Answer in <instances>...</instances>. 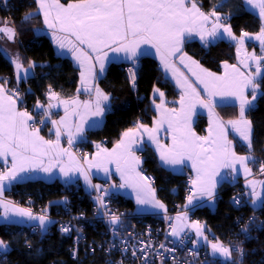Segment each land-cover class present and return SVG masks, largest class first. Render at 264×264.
<instances>
[{
    "label": "snow or ice",
    "instance_id": "snow-or-ice-1",
    "mask_svg": "<svg viewBox=\"0 0 264 264\" xmlns=\"http://www.w3.org/2000/svg\"><path fill=\"white\" fill-rule=\"evenodd\" d=\"M246 3L252 8L259 9L260 30L254 37L248 32H242L237 38L231 25L225 22L231 13L223 18L220 15V9L227 6L225 0L214 5L207 13L201 9L196 0H79L78 3H69L67 6L60 0H33V5L30 7L34 10L28 11L22 17L21 24L43 17V24L51 30L54 44L59 50L66 49L70 52L72 59L79 65L81 87L77 88L76 96L65 99L49 85L45 93L47 103H42L38 99L35 104L40 119L36 123H31L35 119L34 116L27 110L21 111L17 107L18 101L23 103L18 86L34 75L37 64L31 59L25 60L19 51L13 54L7 47H0V53L9 57L17 82L16 87L9 88V80L0 78V159H3L5 165L0 171V209H3L0 220L5 223H18L22 220L38 221V224L32 226V230L41 234L45 233L47 226L51 223L46 210L36 215L31 208L21 207L10 200L3 199V196L13 181H17L18 177L23 179L20 177L21 173L42 171L51 175L52 169L59 166L60 173L65 177L70 172H79L86 184L100 193L93 197L96 202V211L98 215L107 217V223L111 226L113 235L119 236L122 214H117L108 208L105 202V196L109 195L108 189H102L99 184H92L88 171V169L96 168L108 174L107 165L113 163L123 181L120 187H130L136 194L138 205H151L167 213L165 204L156 198V189L152 187L151 178L142 175L138 170L141 159L136 155V151L141 150L139 145L142 141H138L137 138L147 134L149 140L156 145L162 165L175 167L183 164L185 160L192 162L196 179L191 181L192 187L189 190L185 208L193 205L194 199L206 197L209 202L215 200L219 183L215 177L220 175L221 169H230L237 174L243 172L246 178L245 187L249 191L232 197V202L237 207L243 203L252 206L253 216L241 227L245 238H250L252 230L250 226L256 225L255 210L264 211V180L247 179L253 175V167L257 166L259 173L264 175V159L256 155L253 121L246 115L255 108L253 102L257 100L258 91L264 84V0H246ZM0 4L6 6V0H0ZM193 34L199 36L205 47L227 36L237 41L238 53L244 45L245 38L255 39L260 43L261 55L253 53L240 61L244 68L248 69L247 72L241 71L236 65L225 63L224 74L218 76L182 52L185 37ZM19 36L20 32L14 19L0 18V40L6 39L16 44ZM141 46L155 49L163 70L166 73L170 72L177 86L181 88L180 110L166 108L164 92L154 88L153 92L158 95L160 103L153 100L159 118L154 121L152 128L138 123L123 132L111 151L97 144L98 151L93 160L86 158L83 162L78 160L68 148L60 146V140L62 135L67 134L70 148L74 142V135H82L83 124L87 123L88 117L101 118L94 120L90 125V127L99 126L103 123L102 118L105 113L110 110V94L95 83L99 75L105 71V62L108 59L105 49L125 53L126 59L132 64L128 72L132 85L135 87L136 65L139 57L146 54L141 50ZM177 53H180L179 62L192 72L209 99H201L196 88L176 66ZM97 64L99 75L96 72ZM249 90H251L250 93ZM81 92L87 93L89 98L81 101L79 99ZM215 95L235 98L239 102V116L228 120L226 124L223 121L213 120L209 135L197 136L190 122L194 101L207 107L212 116L214 105L211 97ZM61 105L64 108V117L59 120L53 119L51 109ZM70 115L78 116L81 121L75 124V133L67 123ZM48 122L52 125L50 131L54 130V140L45 139L40 135L41 128L37 127V123L46 127ZM165 123L173 134L172 146L167 148L157 138V133ZM226 125L230 126L247 146L245 155H237L233 150L232 142L227 138ZM85 164L87 168L84 167ZM223 179H227V174ZM243 196L248 197L246 202L243 201ZM82 216L83 213H81ZM13 218H20V220ZM165 219L172 218L166 215ZM175 220L177 223L170 225L169 235L180 237L185 228L194 229L197 238H202L210 244L212 256L218 255L222 258V264H243L246 252L241 241L231 244H226L219 238H216L215 242L209 241L208 236L205 235V225L198 221L189 222L187 211L178 214ZM259 226L264 227V221H261ZM60 230L62 233H70L72 228L62 225ZM77 231L82 230L77 229ZM193 243L195 244L196 241ZM126 244L127 241H122V245ZM24 246L28 249L33 248L29 240H25ZM115 246L114 243L110 245L109 251ZM148 247L150 245L139 248V252L145 253ZM159 247L165 249L164 244ZM121 251L127 253L128 248L122 246ZM165 251L171 252L174 249H165ZM9 253L10 243L0 239V264H7ZM131 254L136 257V250H133ZM75 255L74 250L73 256ZM190 255L196 257L197 252L190 251ZM139 259H143L145 264H148L146 254ZM118 264H123V260Z\"/></svg>",
    "mask_w": 264,
    "mask_h": 264
},
{
    "label": "trees",
    "instance_id": "trees-1",
    "mask_svg": "<svg viewBox=\"0 0 264 264\" xmlns=\"http://www.w3.org/2000/svg\"><path fill=\"white\" fill-rule=\"evenodd\" d=\"M60 1L70 3L79 0ZM196 2L207 13L222 0H196ZM225 2L227 6L220 9V15L224 17L231 13L225 22L231 25L235 34L259 32L260 18L246 9L243 0H225ZM32 5L33 0H6V6L0 4V18L11 17L16 22L20 32L22 56L25 60L31 59L37 64L34 75L18 86L23 103L18 102L22 108L35 105L38 99L43 103L49 85L60 96L71 98L77 90L79 79L78 69L70 59L56 53L51 39L48 36L36 35V30L43 26L42 16L29 23L21 24L22 17L28 11L34 10L30 7ZM235 48L234 44L227 42L216 43L207 49L198 42H188L185 45L189 55L199 61L202 66L218 73L221 71L222 62L233 64L237 62ZM140 63L135 87L132 86L126 71L129 65L118 63L109 65L99 85L112 97L110 110L106 114L103 127L89 130L76 148L84 147L89 155L93 153L94 145L98 142H103L108 147L116 144L123 132L138 124L139 119H142V124H150L155 116L152 108V93L156 87L163 90L171 102L178 99L177 89L164 77L156 59L144 56ZM0 78L9 80V88L17 86L13 66L9 58L2 53H0ZM261 90L264 93V84L261 85ZM248 116L253 121L256 155L264 159V95L260 97L256 108L250 111ZM204 127L205 120L201 118L196 128L198 132H202ZM48 129L49 125L43 129V133L47 134ZM238 151L246 152L247 149L239 146ZM143 155L144 166L156 176L155 187L159 199L166 204L169 211L181 212L185 204V176L171 173L160 167L151 150H146ZM173 189L176 190L175 193L172 192ZM233 192L234 186L223 185L220 188L221 199L218 200L215 210L208 206H198L192 210L191 216L204 223L206 234L214 240L219 238L226 244L241 241L246 252L243 264H264V227L259 226L260 222L264 221V211L255 210L256 225L250 226L252 229L250 238L246 239L241 232V227L253 216V209L251 205L240 210L235 209L229 202ZM6 196L22 205L29 201L33 208L41 205L48 208L54 215L60 205H54L52 202H58L64 197H71L73 202L81 204L87 211L90 207L89 194L81 191L72 196L66 192L63 182L60 181H28L14 186ZM121 206L132 209L125 199L121 201ZM146 219L148 222H154L151 218ZM91 236L89 230V237ZM0 239L10 243L7 264H103L104 261L103 256L97 255L85 260L82 256L81 261H73L69 254L71 240L50 228L47 230L46 237L40 241V234H31L30 227L0 225ZM25 240L31 241L32 249L24 246Z\"/></svg>",
    "mask_w": 264,
    "mask_h": 264
},
{
    "label": "crops",
    "instance_id": "crops-1",
    "mask_svg": "<svg viewBox=\"0 0 264 264\" xmlns=\"http://www.w3.org/2000/svg\"><path fill=\"white\" fill-rule=\"evenodd\" d=\"M60 2L62 4H64L65 6H67V4H69V3H63L62 1H60ZM78 2L79 1L70 2V3H78ZM243 2H244V5H245L246 9H248L249 11H251V12H253V13H255V14H257L259 16V9L252 8L251 5H248L246 3V0H243ZM197 4H198V2H197ZM42 20H43V17H42ZM241 34L240 35L235 34V35L237 36V38H239L241 36ZM256 34H250L249 33V35L253 36V37ZM36 35H38V36H48L51 39V41H52L51 30L47 29L44 24H43V26L41 28L36 30ZM188 42H198L205 49H207L211 45H214V44L219 43V42H227V43H231V44L235 45V47H236L235 48L236 49V56H237V62L236 63L233 64V63H230V62H222L221 71L219 73L208 69L209 71L214 72L218 76H222L224 74V72H225L224 64L225 63H227L229 65H236L238 68L241 69V71L247 72L248 69H245L244 66L240 63V61L244 60L246 58V56H249V55H251L253 53H255L258 56L261 55L260 43H259V41L255 40V39L245 38L244 45L240 49V51L238 53V51H237V41H233L230 38H228L227 36H225L224 39H222V40L218 39L215 42L211 43L208 47H205L203 42L200 40L199 36L196 35V34H193L191 36H186L185 37L183 48H182V52L184 54H186L187 56L192 57L193 60H196V59L193 56L189 55L186 52V50H185V45ZM53 45H54V48L56 50V53L59 56L70 59L71 62L73 63V65L75 66V68L78 69V71H79V79H78V87L77 88H80L81 84H80V68H79V65L76 63L75 60L72 59V55H71L70 52H68L66 49L65 50H59L57 48V46L54 44V42H53ZM0 47H7L9 49V52H11L13 54L16 51H19L21 53V45H20L19 41H18V43L13 44L11 41H7L6 39L0 40ZM141 50L146 52V54L141 55L139 57L138 61H140L141 58L144 57V56H151L154 59H156L158 61V63H159V67H160L164 77L167 78L175 86V88L178 91V99L176 101H174V102H171L167 98L165 92L159 88L165 94V97H164L165 105L164 106L166 108H169V109L175 108V109H177L179 111L180 108H181V104H180V96H181V93H182L181 88L179 86H177L176 81H175V79H173L171 73L170 72L166 73L163 70V67L160 64V59L155 54V49L147 47V46H141ZM105 51L108 54V59L105 62V71H104V73L102 75H99V65L98 64L96 65V72L99 75V78H98V80L95 83H97L98 85H99L100 80L105 77V75L107 73V69H108L110 64L118 63V64L132 65L131 61L126 59L125 53H123V52L116 53V52H113V51H111L110 49H107V48L105 49ZM21 55H22V53H21ZM179 55H180V53H177V57L175 58L176 66L180 69L181 72L184 73V75L192 83L193 87L196 88L197 92H199V94H200V98L204 99V100L209 99L208 94L204 91L203 86L200 85L196 81V77L192 74V72H190L188 68L184 67V65L179 62V59H178ZM197 62L200 64L199 61H197ZM249 63L252 64L251 61H249ZM192 67L194 68V66H192ZM202 67L206 68L204 66H202ZM252 67H253V70H254V64L252 65ZM99 87H100V85H99ZM156 88H158V87H156ZM250 91L251 90H249V93H250ZM76 95H77V92H75L72 97H74ZM261 96H262V90L260 88V90L258 91V94H257V100L253 102L254 105H255V108H256L257 103H258V101H259ZM62 98H64V97H62ZM88 98L89 97H88L87 93L81 92L79 94V99L81 101L86 100ZM249 98H250V95H249ZM65 99H67V98H65ZM211 99H212V103L214 105V114L212 116H210L209 109L207 107H203L200 103L194 101V107L192 109V113L193 114L190 117V122H191L192 130L195 132V134L197 136H201V137L208 136L209 135V129H210V127H212V121L213 120L223 121L226 124V122L228 120L236 119L239 116V102L237 100H235V98L229 97V96L215 95V96L211 97ZM153 100H155L156 103H160L158 95H155L154 92L152 93V108L155 111V116H154V118H153V120H152V122L150 124L143 123L144 125H146L149 128H152L154 126V121L159 118V113L155 109V104H153ZM46 101H47V99H46ZM111 102H112V97L110 95V102H109L110 103V107H111ZM53 103H55V102H53ZM17 107L21 111L25 110L24 107L22 108L20 106L19 102L17 103ZM51 112L53 113L52 118L53 119H57V120H59L60 118L64 117V115H65L64 108H63L62 105L59 106V107L51 109ZM107 113H108V111L105 113L104 117L102 118L103 119V123L101 125H99V126L90 127V125H92L94 120L101 119V118H99V117H88L87 118V123L83 124L84 130H83L82 135H74V142H73V144H72V146L70 148H69V145H68V142H67L68 141L67 134L62 135L61 136V140H60V146L63 147V148H68V150L70 152H72L73 155L78 160H80L82 162L85 160V158L87 160H93V158L96 156V152L98 151L97 148H96L97 144H100L103 148H106L109 151H111V149L113 147H115L116 144H114L111 147H108L103 142H98V143H96L94 145V150H93L92 154H89V155L85 154V155H81L80 156L76 152V146L80 142H82L84 140L85 135H86V133L89 130L99 129V128L103 127ZM248 114H249V112L246 113L247 116H248ZM201 118H203L205 120V127H204V130L202 132H198V130L196 128V124H197L198 120L201 119ZM248 118H249V116H248ZM31 123H33V121ZM67 123L72 128L73 133H75V124L81 123V121H80L78 116L70 115L69 118H68ZM47 125H49V129H48L47 134H45V133H43V129L45 128V126H41L40 124L37 123V127L41 128L40 135H42L45 139H53L54 140L55 139L54 130L50 131V129H52V125H51L50 122H48ZM226 132H227V138H228V140H230L232 142L231 146H232L233 150L237 153V155H245L247 153V151L246 152L238 151V147L239 146L244 147L245 149H247V146L240 139L238 134L235 133L234 131H232L231 127L227 126V125H226ZM172 135H173L172 132L168 130V125L165 123L161 127L160 131L157 133V138L159 139L160 143L167 148V147H171L172 146ZM137 139H138V141H142V143L139 145L141 150H137L136 151V155L139 156L140 159H141V164H140L138 170H141V168L144 167L145 157H144L143 153L146 150L149 149V150H151V152H152L156 162L158 163V165L160 167H162L163 169H165L166 171H169L171 173H174V174H177V175H181V176H185L186 174H190L193 177V180L196 179V171L192 167V162L190 160H185L183 164L176 165L175 167L162 165V162L159 159V152L156 149V145L151 140H149L147 134H143L141 137H138ZM65 159H67V158H65ZM8 160H9V164H10V161H11V157L10 156L8 157ZM0 166H2V168L5 167V165L3 163V159H0ZM84 167L87 168V164H85ZM107 167L109 169L108 174H106L102 169H100V170H98L96 168L88 169L92 184H99L102 189L110 187V188L116 190L126 201H128V203H130L132 210L136 214L152 215V214L165 213L161 209L151 207V205H147V204L138 205L136 203V194H135V192H133V190L130 187H124V188L120 187V184L123 183V181L121 180L120 174L116 171V165L114 163L113 164H108ZM225 174H227V179H223ZM20 177H23V179L18 177L17 181H13L11 183V185L8 186L7 190L4 193L3 199L10 200L13 203H15L12 199L8 198L6 196V194L9 191H11L14 186H16L18 184L25 183V182H28V181H36V180H40V181H44V182H55V181L63 182V181H67V180L68 181H80L82 183L83 187H84V190H86L88 192H91V193L95 191L94 189L90 188L86 184V182L84 181L83 176H81L79 172H76V171L70 172L69 175L67 177H65L62 173H60L59 166H57V167L52 169L51 175H49L48 173L42 172V171H35V172L21 173ZM215 179L217 181H219V183L217 184V188H216V193L217 194H216L215 200L212 201V202H209L206 197L203 198V199H194L193 205L208 206L210 209L215 210V208L217 206V202H218L217 195L220 193V188L223 185L236 186V185L241 184L244 187L246 185V178H245V176H244L242 171L239 174H237V173L231 172L230 169H221L220 170V175L216 176ZM247 179L264 180V175H261L258 172V170L253 167V175L248 177ZM247 190L249 191V189H247ZM156 198L158 200H160L162 203H164L161 199H159L158 194H157V190H156ZM187 203L188 202H186L184 204V206L187 205ZM193 205H189L188 208H185L183 206V211L184 212L187 211V213H188V221L189 222L197 221V220L193 219L192 216H191L192 210H194L196 207H198V206L194 207ZM165 206H166V204H165ZM166 208H167V211H168V207L167 206H166ZM2 212H3V209H0V213H2ZM181 213H183V212L181 211L179 213H176L175 217L178 214H181ZM13 219L20 220V218H13ZM174 223H177V221L175 220ZM200 223L204 225V223H202V222H200ZM33 224H35V225L38 224V221L22 220V221H20L18 223H5L2 220H0V225H16V226H21V227H28V226L33 225ZM50 224L47 226V230H48ZM185 233L191 234L194 237L196 242L197 241H204L202 238H197L196 237V233H195L194 229H189V228H185L184 231L180 234V237H174L173 236V238L174 239H180V238L183 237V235ZM205 235H207L206 234V228H205ZM208 240H209V236H208ZM197 244H198L199 247L205 248V249L209 250V252L211 253L210 244L207 245L204 242L202 243V245H200L198 242H197ZM211 255H212V253H211ZM216 257H219V256L217 255Z\"/></svg>",
    "mask_w": 264,
    "mask_h": 264
},
{
    "label": "built area",
    "instance_id": "built-area-1",
    "mask_svg": "<svg viewBox=\"0 0 264 264\" xmlns=\"http://www.w3.org/2000/svg\"><path fill=\"white\" fill-rule=\"evenodd\" d=\"M129 67L131 66L126 67L128 76ZM140 67L141 63L138 62L135 69L136 73ZM46 102L45 97L43 103ZM25 110L34 116L35 119L33 123H36V121L40 119L37 115L35 105L26 107ZM138 123H142V119H139ZM76 152L80 156L87 154V150L84 147L76 148ZM254 168L258 170V166ZM2 170L3 168L0 166V171ZM140 171L142 175L151 178L153 181L152 187L156 188V176L145 166L142 167ZM192 180L193 177L190 174L185 175V203L187 202V196L190 194L189 190L192 187ZM63 186L66 192L72 196L81 191L89 194V210L87 211V209L81 204L73 202L71 197H64L58 202H52L54 205H60L57 207L55 215L52 214L48 208L41 205L38 206V208H33L29 201L25 205H22L18 201L15 203L22 207L31 208L36 215L42 214L46 210V214L51 221L49 228L71 240L69 254L73 261H81L82 256L85 260L90 256L93 257L97 255L98 257L103 256V264H118L121 260H123V264H145V261L139 259V257L146 254L148 264H161V260H163V264H222V258L213 257L209 250L199 247L197 242L194 244L193 241H195V239L191 234L185 233L180 239H174L173 236L168 234L170 232V225L174 224L176 213L168 210L167 213L161 214H136L132 209L122 207L121 201L124 198L116 190L108 187L106 189H108L109 195L105 196V202L107 203L108 208L117 214H122V226H119V236H114L110 230L111 226L107 223V217L98 215L96 211V202L93 197L100 193H97L96 191L91 193L84 190L80 181H63ZM247 191L248 190L241 184L234 186V192L230 197L229 202L235 209L240 210L250 205L243 203L241 206L237 207L232 202V197L238 196ZM172 192L175 193L176 190L173 189ZM217 199H221L220 193L217 195ZM242 199L246 202L248 197L243 196ZM182 212L184 211L182 210ZM81 213H83L82 217ZM166 215L172 219L166 220ZM146 218H151L154 222H148ZM33 225L28 226L30 227L31 234H40V241L43 240L46 237L47 231L43 234L40 232H34L32 230ZM62 225L71 227L72 231L70 233H62L60 230ZM77 229H81L82 231L78 232ZM89 230L92 235L91 237H89ZM78 237L79 239H77ZM122 241H127V244L122 245ZM209 241L215 242L213 237H209ZM113 243L116 246L109 251V247ZM161 244L165 245V249H174V251L169 252L165 251V249H161L159 247ZM146 245H150V247L146 248V252H139V248L145 247ZM122 246L128 248L127 253L121 251ZM74 250L76 252L75 257L73 256ZM133 250H136V257H133L131 254ZM190 251L197 252V256L193 257L190 255Z\"/></svg>",
    "mask_w": 264,
    "mask_h": 264
},
{
    "label": "rangeland",
    "instance_id": "rangeland-1",
    "mask_svg": "<svg viewBox=\"0 0 264 264\" xmlns=\"http://www.w3.org/2000/svg\"><path fill=\"white\" fill-rule=\"evenodd\" d=\"M138 62H140V61H138ZM137 62V63H138ZM129 66H132V65H129ZM136 78H137V75H136ZM201 240V239H200ZM200 245H202V243L204 242V243H206L207 245H208V243L207 242H205V241H197Z\"/></svg>",
    "mask_w": 264,
    "mask_h": 264
}]
</instances>
